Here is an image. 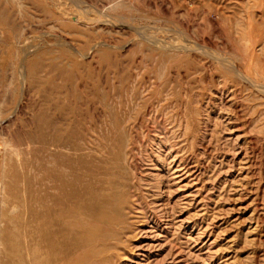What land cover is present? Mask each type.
Here are the masks:
<instances>
[{"label": "rangeland", "instance_id": "obj_1", "mask_svg": "<svg viewBox=\"0 0 264 264\" xmlns=\"http://www.w3.org/2000/svg\"><path fill=\"white\" fill-rule=\"evenodd\" d=\"M33 249L264 264V0H0V264Z\"/></svg>", "mask_w": 264, "mask_h": 264}, {"label": "bare ground", "instance_id": "obj_2", "mask_svg": "<svg viewBox=\"0 0 264 264\" xmlns=\"http://www.w3.org/2000/svg\"><path fill=\"white\" fill-rule=\"evenodd\" d=\"M234 69V68H233ZM43 170V169H42ZM40 175V174H39ZM53 176H54V178L53 179H55V180H57L58 181V179H59V174L57 173V172H55L54 174H53ZM61 181V180H60ZM62 182H64V181H62ZM65 183V182H64ZM69 185H68V184ZM67 183H65L66 185H68L69 186V190H70V192L71 193H75L76 192V187H75V179H73L72 178V180H69ZM44 185V184H43ZM45 189V188H44ZM42 191V190H41ZM40 191V192H41ZM46 192V191H45ZM58 193V192H57ZM39 194V193H38ZM71 195V194H70ZM65 199V198H64ZM67 199V198H66ZM67 201H69V200H67ZM92 203H93V201L91 200V201H89L88 202V205H92ZM87 204V203H86ZM80 205V204H79ZM79 206L77 205V208H78ZM77 208H74V209H77ZM59 209H60V207H59ZM65 210H66V208H64ZM106 211V210H105ZM74 211H72V209H71V212L70 211H67V212H65V213H63V214H65V215H67V216H69L70 215V217L71 216H73L74 217ZM86 216V220L87 221H89V220H91V218H92V216H90L89 214H86L85 215ZM109 216H111V215H109ZM111 217H113V216H111ZM83 220V219H82ZM56 221V220H55ZM90 223V222H89ZM98 223V222H97ZM96 223V224H97ZM57 225V224H56ZM60 225V224H59ZM83 224H81V222L78 224V225H76L78 228H82L83 226H82ZM58 226V225H57ZM82 226V227H81ZM87 227H89V226H87ZM38 230V229H37ZM86 233V232H85ZM60 234V231H53L52 233H51V235H49L48 237H47V242H48V247H47V252H52V251H54V250H58V252L60 253V255H61V257L62 258H64L65 256H69L71 253H72V248L71 249H66V248H64V247H62V246H60L59 244H58V241H57V239H56V236L57 235H59ZM115 234V233H114ZM86 235H87V233H86ZM7 237V236H6ZM35 238V237H34ZM88 238H89V240H93V238H94V235L93 234H90L89 236H88ZM115 238V237H114ZM22 238H20V241H22L21 240ZM23 242H24V240H23ZM81 242H84L83 240H81ZM22 243V242H21ZM23 245V244H22ZM24 246V245H23ZM25 247V246H24ZM103 247H105L106 249H108V248H110L109 246H107V245H103ZM97 248V247H96ZM101 248H102V246H101ZM4 249V248H3ZM25 250V249H24ZM88 250V249H87ZM136 250L138 251V252H140V251H142V247H140V246H137L136 247ZM7 253V252H6ZM30 257H24L25 256V254H23L22 256H20V260L18 259V261H20V264H27L28 262L30 263V260H31V263L32 264H55V263H57V260L55 259V258H48V260L46 259L45 261H41L39 258H40V252H38L36 249H33L31 252H30ZM81 254V253H80ZM11 255H13V253L11 254ZM7 256V255H6ZM14 256V255H13ZM19 256V255H18ZM139 256H141V255H139ZM142 256H144V255H142ZM16 257V256H15ZM74 257V256H73ZM9 258V257H8ZM29 258H30V260H29ZM16 259V258H15ZM70 259V258H69ZM158 259V258H157ZM6 260H7V258H6ZM9 260V259H8ZM11 262V261H10ZM9 262V263H10ZM69 262H71V261H69ZM6 264H8L7 263V261L5 262ZM12 263V262H11ZM10 263V264H11ZM134 264H139V263H134Z\"/></svg>", "mask_w": 264, "mask_h": 264}]
</instances>
